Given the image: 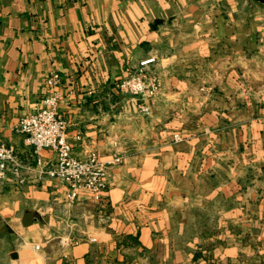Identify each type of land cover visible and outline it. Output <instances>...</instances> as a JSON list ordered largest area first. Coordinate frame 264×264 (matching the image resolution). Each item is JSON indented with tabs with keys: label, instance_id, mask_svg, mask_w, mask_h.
Instances as JSON below:
<instances>
[{
	"label": "crops",
	"instance_id": "crops-1",
	"mask_svg": "<svg viewBox=\"0 0 264 264\" xmlns=\"http://www.w3.org/2000/svg\"><path fill=\"white\" fill-rule=\"evenodd\" d=\"M257 5V4H256ZM250 0H0V134L56 89L78 158L107 170L101 203L57 179L0 187V264H264V10ZM159 91L119 92L140 61ZM147 103L148 115L139 110ZM179 135L181 141L174 142ZM43 162L55 159L41 150ZM31 211L35 219L22 225Z\"/></svg>",
	"mask_w": 264,
	"mask_h": 264
},
{
	"label": "built area",
	"instance_id": "built-area-1",
	"mask_svg": "<svg viewBox=\"0 0 264 264\" xmlns=\"http://www.w3.org/2000/svg\"><path fill=\"white\" fill-rule=\"evenodd\" d=\"M155 61L154 57L140 61L132 76L116 83L117 90L143 102L153 98L160 85L157 76L149 72L148 66ZM45 83L50 93L41 100L37 111L22 117L15 126V131L24 136L25 143L31 147L34 164H23L0 134V187L11 184L20 188L27 183L26 174L33 172L38 180L57 179L64 183L68 188L67 199L70 202H74L77 192L86 190L99 204L107 189V170L110 166L120 164L122 156L114 155L105 163L99 162L93 151L83 158L74 156L66 137L67 122L58 110L60 96L56 89L60 84L59 74L49 73ZM138 107L142 114H149L147 103ZM173 141L179 142L181 137L174 135ZM41 150L53 152L55 159L50 163L43 162L38 156Z\"/></svg>",
	"mask_w": 264,
	"mask_h": 264
},
{
	"label": "water",
	"instance_id": "water-1",
	"mask_svg": "<svg viewBox=\"0 0 264 264\" xmlns=\"http://www.w3.org/2000/svg\"><path fill=\"white\" fill-rule=\"evenodd\" d=\"M260 6L264 7V0H251ZM35 219L34 213L31 211L26 212L22 217V225L24 227L30 226L32 224V221Z\"/></svg>",
	"mask_w": 264,
	"mask_h": 264
},
{
	"label": "rangeland",
	"instance_id": "rangeland-1",
	"mask_svg": "<svg viewBox=\"0 0 264 264\" xmlns=\"http://www.w3.org/2000/svg\"><path fill=\"white\" fill-rule=\"evenodd\" d=\"M250 2H253V1L250 0ZM253 3H254L255 5L257 4V3H255V2H253ZM257 5H259V4H257ZM257 5H256V6H257ZM259 6H260V5H259ZM261 8L264 10V7H263V6H261Z\"/></svg>",
	"mask_w": 264,
	"mask_h": 264
}]
</instances>
